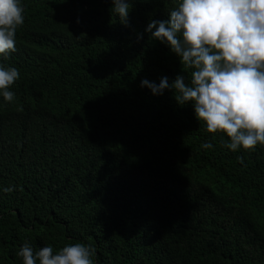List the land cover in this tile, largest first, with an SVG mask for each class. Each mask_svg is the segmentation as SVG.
Segmentation results:
<instances>
[{
    "label": "trees",
    "instance_id": "trees-1",
    "mask_svg": "<svg viewBox=\"0 0 264 264\" xmlns=\"http://www.w3.org/2000/svg\"><path fill=\"white\" fill-rule=\"evenodd\" d=\"M21 2L0 55L20 72L0 95V264L25 242L90 243L94 264H264V145L233 151L175 89L141 86L190 81L146 31L180 0H133L127 25L112 0Z\"/></svg>",
    "mask_w": 264,
    "mask_h": 264
},
{
    "label": "clouds",
    "instance_id": "clouds-1",
    "mask_svg": "<svg viewBox=\"0 0 264 264\" xmlns=\"http://www.w3.org/2000/svg\"><path fill=\"white\" fill-rule=\"evenodd\" d=\"M133 0H112V11L125 25ZM21 0H0V55L16 51L17 30L24 24ZM167 20H150L146 31L167 43L180 58L182 69L191 70L190 81L178 74L170 84L147 79L153 94L175 89L180 105L193 102L197 119L210 133L227 134L228 148L254 150L264 145V0H180ZM155 29V31H153ZM20 79L16 67L0 63V95L15 100L11 86ZM203 148H212L211 142ZM3 191L11 192L12 187ZM96 249L90 243H69L34 250L25 242L17 255L23 264H94Z\"/></svg>",
    "mask_w": 264,
    "mask_h": 264
}]
</instances>
